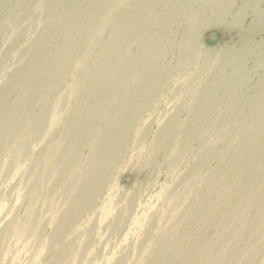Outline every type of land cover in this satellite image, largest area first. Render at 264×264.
<instances>
[{"label": "rangeland", "instance_id": "374dc122", "mask_svg": "<svg viewBox=\"0 0 264 264\" xmlns=\"http://www.w3.org/2000/svg\"><path fill=\"white\" fill-rule=\"evenodd\" d=\"M0 264H264V0H0Z\"/></svg>", "mask_w": 264, "mask_h": 264}, {"label": "bare ground", "instance_id": "6f19581e", "mask_svg": "<svg viewBox=\"0 0 264 264\" xmlns=\"http://www.w3.org/2000/svg\"><path fill=\"white\" fill-rule=\"evenodd\" d=\"M183 8H184V7H183ZM177 12H178V11H177ZM180 12H181V11H180ZM180 12H179V14H180ZM179 16H180V15H179ZM262 17H263L262 14H261V16H258L257 20H258L259 23L263 22V21H262ZM169 24H170V22H169ZM174 25H175V24H174ZM168 26H169V25H168ZM159 27H160V26H159ZM178 27H179V28H178V31H179V32H178V35L181 33V34H180L181 36H185V34H186V32L188 31V28H189V27L186 26V28H185L184 30H182L183 27H182L181 25H179ZM187 27H188V28H187ZM160 28H161V27H160ZM165 29H166V28H165ZM165 29H164V30H165ZM192 29H193V28H192ZM194 30H195V29H194ZM194 30H193V31H194ZM172 31H173V30H172ZM191 31H192V30H191ZM193 31H192V32H193ZM110 32H111V31H110ZM112 32H113V31H112ZM171 33H173V32H171ZM175 33H176V32H175ZM193 33H194V32H193ZM187 35H188V34H187ZM187 35H186V36H187ZM190 35H192V34H190ZM193 35H194V34H193ZM193 35H192V36H193ZM188 36H189V35H188ZM172 37H173V36H172ZM183 39H184V38H183ZM161 40H162V39H161ZM186 45H187V44H186ZM191 45H192V44H191ZM105 48H106V47H105ZM102 49H103V47H102ZM100 51H101V49H100Z\"/></svg>", "mask_w": 264, "mask_h": 264}]
</instances>
